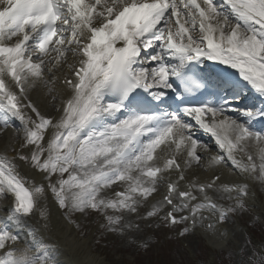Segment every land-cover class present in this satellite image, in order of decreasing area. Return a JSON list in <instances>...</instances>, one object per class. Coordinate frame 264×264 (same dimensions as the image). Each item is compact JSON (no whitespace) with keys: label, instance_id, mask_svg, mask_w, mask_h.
I'll list each match as a JSON object with an SVG mask.
<instances>
[{"label":"snow or ice","instance_id":"snow-or-ice-1","mask_svg":"<svg viewBox=\"0 0 264 264\" xmlns=\"http://www.w3.org/2000/svg\"><path fill=\"white\" fill-rule=\"evenodd\" d=\"M255 183L264 0H0V264H62L92 217L224 251Z\"/></svg>","mask_w":264,"mask_h":264},{"label":"rangeland","instance_id":"rangeland-1","mask_svg":"<svg viewBox=\"0 0 264 264\" xmlns=\"http://www.w3.org/2000/svg\"><path fill=\"white\" fill-rule=\"evenodd\" d=\"M254 187L259 195L254 197L257 202L250 204L248 214L237 217L234 225L229 224L233 235L225 242L224 251L212 246L211 241L215 238L211 234L205 236L200 231L195 236L179 238L176 235L178 230L157 228L155 223L151 228H144L138 237L149 243L147 249L139 247L130 238L103 233L98 228V217L82 221L84 236H92L90 244L94 252L104 257L108 264H234L242 259L238 253L248 239L254 245L264 240V230L258 225L253 226L255 218L264 213V187L259 183H255Z\"/></svg>","mask_w":264,"mask_h":264},{"label":"bare ground","instance_id":"bare-ground-1","mask_svg":"<svg viewBox=\"0 0 264 264\" xmlns=\"http://www.w3.org/2000/svg\"><path fill=\"white\" fill-rule=\"evenodd\" d=\"M252 191L254 197L258 198L259 195L254 185ZM254 201L257 202L256 199H253ZM212 238L215 237L212 236ZM59 259L62 264H108L104 257L94 252L89 237L81 239L77 233L62 240V254Z\"/></svg>","mask_w":264,"mask_h":264}]
</instances>
